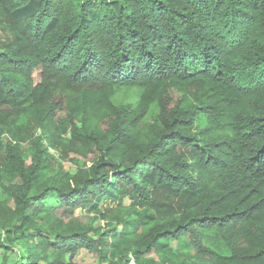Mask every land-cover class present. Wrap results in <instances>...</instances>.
Returning <instances> with one entry per match:
<instances>
[{
  "label": "trees",
  "instance_id": "16d2710c",
  "mask_svg": "<svg viewBox=\"0 0 264 264\" xmlns=\"http://www.w3.org/2000/svg\"><path fill=\"white\" fill-rule=\"evenodd\" d=\"M0 36V264H264V0H0Z\"/></svg>",
  "mask_w": 264,
  "mask_h": 264
},
{
  "label": "rangeland",
  "instance_id": "374dc122",
  "mask_svg": "<svg viewBox=\"0 0 264 264\" xmlns=\"http://www.w3.org/2000/svg\"><path fill=\"white\" fill-rule=\"evenodd\" d=\"M2 38V36H0ZM37 80V75H36ZM67 112L65 108H61L58 110L56 119L61 120L66 116ZM149 120V119H148ZM106 126V125H105ZM26 146H23L25 148ZM51 155L55 159L54 162V169L58 171L59 173H70L74 174L76 171L75 165L71 163V160L75 158L74 155L67 156V159L61 158L58 152L56 151H50ZM93 158V156H90L86 161L89 164L90 160ZM59 214H62V211L58 212ZM73 216L78 219L81 223L84 225H88L90 222H92L93 215L88 214L85 211H81L80 209L76 210ZM95 227H98L100 225V221L96 220L94 223ZM2 257L1 251H0V259ZM7 263L13 264L14 261L17 259V254L15 253H7L6 256ZM70 261H73L75 264H105L102 263L99 259H97L95 256L89 254L85 249L79 250L75 255L70 256ZM117 264H136L135 261L128 256V261L124 262L121 261Z\"/></svg>",
  "mask_w": 264,
  "mask_h": 264
}]
</instances>
